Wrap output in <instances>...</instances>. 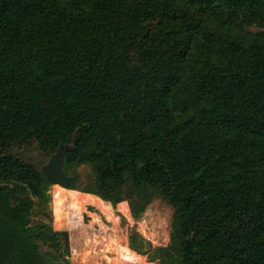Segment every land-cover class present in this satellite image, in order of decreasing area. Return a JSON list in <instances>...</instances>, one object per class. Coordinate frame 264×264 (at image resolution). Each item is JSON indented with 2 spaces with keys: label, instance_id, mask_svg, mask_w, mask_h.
<instances>
[{
  "label": "trees",
  "instance_id": "trees-1",
  "mask_svg": "<svg viewBox=\"0 0 264 264\" xmlns=\"http://www.w3.org/2000/svg\"><path fill=\"white\" fill-rule=\"evenodd\" d=\"M73 145L71 190L174 209L159 264H264V0H0V264L60 261L52 183L12 152ZM93 178L79 185L77 169Z\"/></svg>",
  "mask_w": 264,
  "mask_h": 264
},
{
  "label": "rangeland",
  "instance_id": "rangeland-1",
  "mask_svg": "<svg viewBox=\"0 0 264 264\" xmlns=\"http://www.w3.org/2000/svg\"><path fill=\"white\" fill-rule=\"evenodd\" d=\"M12 152L41 170L51 158L36 144L12 148ZM77 174L79 185H85L93 178L88 166L79 167ZM60 187L64 188L57 184L52 185L49 190L53 203L54 195ZM62 198L64 199L62 206L56 209L54 203V209H49V214L54 217V229L70 233L72 254L68 256L64 246L60 262L68 263L70 260L72 264H159L160 260H152L155 250L138 256L130 252L128 246L129 234L133 228L151 241L154 249L169 245L174 209L163 198L154 197L140 220H135L131 211L130 214L125 212L121 205L111 208L99 200L70 191H66ZM32 223L52 224L47 216L40 213L38 207L33 213ZM61 239L63 242L62 237ZM45 249L47 250L46 247Z\"/></svg>",
  "mask_w": 264,
  "mask_h": 264
},
{
  "label": "water",
  "instance_id": "water-1",
  "mask_svg": "<svg viewBox=\"0 0 264 264\" xmlns=\"http://www.w3.org/2000/svg\"><path fill=\"white\" fill-rule=\"evenodd\" d=\"M73 150V145L70 144H63L61 145L57 151L51 156L49 163L44 165L42 168L43 175L52 183V185H60L64 188L70 189V186L73 181V177L68 176L64 170V163L68 152ZM47 197L51 199L49 202V209H54V203L52 200V195L50 192L46 193ZM47 218L49 219L52 224H43V226L49 229L51 232H54L63 238V243L65 248L67 249L68 256H71V246H70V233L69 231H56L54 229V217L49 213H46ZM52 251L46 250L43 246L41 247V254L42 257L49 263V264H72L69 260L68 263H63L60 261H55L52 259L50 254ZM152 260H161V254L155 252V255L152 256Z\"/></svg>",
  "mask_w": 264,
  "mask_h": 264
},
{
  "label": "bare ground",
  "instance_id": "bare-ground-1",
  "mask_svg": "<svg viewBox=\"0 0 264 264\" xmlns=\"http://www.w3.org/2000/svg\"><path fill=\"white\" fill-rule=\"evenodd\" d=\"M66 191H70L72 192L73 194H82V195H85L87 197H90V198H93L95 200H99V202L101 201L102 203H104L105 205H108L112 208V204H110L109 202H106L104 200H102L100 197L96 196V195H93V194H88V193H85V192H79L77 190H71V189H64V188H58V191L55 193V200H54V203L56 205V209L57 207L59 206H62L63 203H64V199L62 198L63 194L66 192ZM96 203V202H95ZM119 205L123 206L124 208V211L129 213L130 214V207H129V204L128 202H122V203H119ZM63 210V209H62ZM60 212V211H59ZM64 212V211H63ZM61 213V212H60ZM65 213V212H64ZM60 216V215H59ZM128 250L138 256H140L141 254H138L137 252L133 251L130 246H128Z\"/></svg>",
  "mask_w": 264,
  "mask_h": 264
},
{
  "label": "crops",
  "instance_id": "crops-1",
  "mask_svg": "<svg viewBox=\"0 0 264 264\" xmlns=\"http://www.w3.org/2000/svg\"><path fill=\"white\" fill-rule=\"evenodd\" d=\"M111 204V203H110Z\"/></svg>",
  "mask_w": 264,
  "mask_h": 264
}]
</instances>
